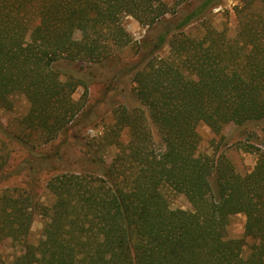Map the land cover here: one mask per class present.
Segmentation results:
<instances>
[{
  "label": "trees",
  "instance_id": "trees-1",
  "mask_svg": "<svg viewBox=\"0 0 264 264\" xmlns=\"http://www.w3.org/2000/svg\"><path fill=\"white\" fill-rule=\"evenodd\" d=\"M191 1L177 0L169 19L163 0H0V107L14 93L25 95L29 135L39 134L46 145L83 114L84 102L73 94L88 86L55 68L62 60L104 62L136 47L142 60L131 67L145 109L116 107L114 124L87 144L93 169L50 179V206L36 201L29 209V197L12 190L0 196V241L24 248L8 264H264V151L243 175L222 155L200 154L197 130L205 123L218 134L230 123L264 121V39L243 23V8L240 37L250 42L240 41V49H250L228 59L222 42L211 58L212 45L193 41L187 31L211 0L183 13ZM254 2L244 1L247 9ZM124 16L150 28L139 42L123 26ZM167 46V58L158 55ZM16 138L27 160L48 159ZM7 165L0 154V173ZM165 189L185 195L192 209H171ZM36 212L51 234L38 246L26 241ZM236 214L246 216L244 235L230 238L229 219ZM247 238L253 240L249 254Z\"/></svg>",
  "mask_w": 264,
  "mask_h": 264
},
{
  "label": "rangeland",
  "instance_id": "rangeland-1",
  "mask_svg": "<svg viewBox=\"0 0 264 264\" xmlns=\"http://www.w3.org/2000/svg\"><path fill=\"white\" fill-rule=\"evenodd\" d=\"M163 1L171 9V13L167 17L173 19L172 12L177 0ZM207 1L192 0L183 9V13L195 10ZM244 1L211 0L205 6L200 20L188 28L187 31L190 32L193 41L199 42L204 38L207 44L212 45V48H209L211 58L216 57L217 52L214 49L222 42L227 45L226 58L228 59L242 58L246 54L245 51L250 49L251 46H248L247 50L241 51L240 49V41L248 40L240 37L243 24L241 25L238 11L243 8L247 14L243 23L253 28L252 33H255V37L264 39V2L260 0L254 2L253 0L252 8L247 9ZM122 24L130 33L133 42H139L150 29L148 25L140 23L132 16H124ZM34 26L35 23L31 25L33 29L28 36L29 39H32L36 32ZM161 31L162 26H159L154 31L150 30V35L156 37ZM169 53L170 48L167 46L158 55L167 58ZM141 60L136 47L128 46L117 51L116 58L104 62L87 63L68 60L57 62L55 68L62 74L69 72L82 78L88 89L79 86L73 94L75 101L84 102L83 114L78 124L46 145L39 134L29 135V131L26 129L24 118L30 109L28 99L22 93L10 95L6 104L0 107V154L8 159V165L4 172L0 173V196L5 191L12 190L14 195L23 194V198L29 197L27 200L29 209H32L30 205L36 201L50 206L54 201V197L47 187L50 179L65 172L79 173L84 170H92L87 144L89 140L102 136L107 127L114 124L116 107L123 104L129 109H144L137 97L134 71L131 67ZM197 130L201 137L198 147L200 154L213 157L222 155L230 161L236 172L243 175L254 170L258 162L259 150L264 151V121L250 122L244 126L230 123L218 134L205 123H201ZM153 131L155 140H158L156 128L153 127ZM17 136L30 143L36 152L44 153L50 158L41 162L27 160L29 158L28 151L17 142ZM121 140L125 143L128 141L126 131L123 132ZM108 152L107 159L110 161L117 149L113 147ZM164 193L171 209H192L185 195L171 189H165ZM245 222L244 214L231 216L228 224V236L230 238L242 237ZM46 223V217L36 212L26 237L27 243L38 246L49 242L51 234ZM246 241L249 247L245 249V254H249L253 240L247 238ZM23 251V245L21 246L19 241H12L9 238L0 241V264L10 263Z\"/></svg>",
  "mask_w": 264,
  "mask_h": 264
}]
</instances>
